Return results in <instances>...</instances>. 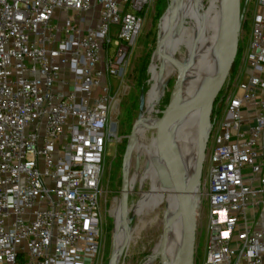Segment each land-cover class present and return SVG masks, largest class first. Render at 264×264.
Returning <instances> with one entry per match:
<instances>
[{"label":"built area","instance_id":"obj_1","mask_svg":"<svg viewBox=\"0 0 264 264\" xmlns=\"http://www.w3.org/2000/svg\"><path fill=\"white\" fill-rule=\"evenodd\" d=\"M153 1L0 0V264H102L106 146ZM250 1L197 193L203 264H264V0Z\"/></svg>","mask_w":264,"mask_h":264},{"label":"rangeland","instance_id":"obj_2","mask_svg":"<svg viewBox=\"0 0 264 264\" xmlns=\"http://www.w3.org/2000/svg\"><path fill=\"white\" fill-rule=\"evenodd\" d=\"M172 1L173 0H170L171 8H173ZM212 2L211 12L214 14L218 5V0L201 1L197 5L194 15L201 14L204 8L209 6ZM254 4L255 1L249 0L244 10L245 12L241 25L242 30L239 40V50L234 61L235 63L233 68L235 67V70L232 72V81L228 90L235 85V77L238 75L244 64L243 60L247 53L249 47L248 43L252 34L251 26L254 17ZM167 8L168 0L153 1L152 6L147 13L148 16L141 30L142 32L136 42V48L129 62L130 66L126 76L127 88L119 101L116 113L113 114V120L116 122L117 131L122 139L117 143H108L106 146V169L103 182L104 188H108L109 190L107 195L103 198L102 216L104 225L103 239L101 242L102 264H109L110 258L114 252L113 247L115 243V226L117 220L114 216L115 210L111 213L110 208L115 200L114 198L119 195V190L121 188V176L123 169L122 163L128 138L132 132L131 130L133 125L140 118V116H142V111L140 110L141 91L144 90L146 96V93L150 88L149 69L156 49L155 45L157 39L160 38V23L167 12L171 9ZM180 52H178V55L185 54L186 49L182 48ZM112 81L114 89H117L119 81L115 79H112ZM172 85L173 81H170L166 87L164 95L162 96L163 98L155 105L154 110H156L157 113L155 114L154 111H152L150 113L151 116H148V110H151L149 107L146 112V118L140 122L142 123V131L144 129L146 133V145L151 150L152 156L155 155V147L153 145L154 141L153 143L150 142V144L149 141L152 135H154L155 138L159 125V118L162 117L161 111L168 102V95ZM225 100L226 97L218 110L219 115L223 113L222 111L224 109ZM175 141L177 145V138ZM137 160H139V166L136 165ZM154 161L156 164L155 168L159 173L156 187L151 179L142 175L149 166V157L147 152L143 150L139 153L137 149L133 150L132 162H130V175H133L132 186L136 185V192L130 196V203L131 206H133L131 208V212L129 213L133 218V230L129 231L124 229L120 218V212L118 213V216H116L120 219V226L118 230L120 234L123 235V242L126 237L130 239L129 250L123 264H144V262L151 255H159L163 252L172 254L171 250L164 246V243L159 244V240L163 232L162 222L165 215L164 210L167 199L166 196L172 189L171 181L168 179V169H173V166L168 155L165 160L163 158L159 160L156 157ZM203 175H205V170H203ZM154 188L156 189L153 192ZM141 189L142 191H140ZM105 201L107 204H105ZM205 240L206 234L202 235L198 230L194 264H203L202 262L205 255ZM154 264H170V262L160 257V259H158Z\"/></svg>","mask_w":264,"mask_h":264},{"label":"bare ground","instance_id":"obj_3","mask_svg":"<svg viewBox=\"0 0 264 264\" xmlns=\"http://www.w3.org/2000/svg\"><path fill=\"white\" fill-rule=\"evenodd\" d=\"M201 1L203 0H173V8L162 19L159 27L161 48L159 52L154 54L151 61L149 69L150 88L145 96L146 103L140 120L142 122L146 118L149 107L151 110H148V116H151L152 111L157 113L154 107L163 98L170 79L177 71V67L169 60V57L178 59L182 64L181 66L186 70L181 103L193 104V107H190L176 123L170 143L171 149L167 155L171 159L173 169L176 168L179 171L185 182L190 181L196 166L199 142L204 133L200 126V119L204 107L212 98V96L207 95L208 89L213 83L212 75L220 66V60L224 62L230 60L231 42L234 34V30H230L223 37L219 49L216 44L221 0H218L214 14L211 12L213 1L204 8L201 14L194 15L197 5ZM182 48L186 49V53L178 55ZM201 100L203 102H200ZM140 122L134 127L135 134L131 147L137 149L139 153L143 150L147 152L149 166L142 175L151 179L156 187L159 174L154 163L156 155L152 156L151 150L146 145V133L144 129V132L142 131V123ZM176 138L178 140L177 145ZM153 141L154 135L151 136L149 144ZM171 190L166 196L162 229L168 227L169 235L163 243L166 248L171 250L172 254L163 252L159 255H151L144 264H154L160 257L168 260L170 264L179 263L185 231L183 230L176 197ZM118 213L119 209L116 208L114 215L118 216ZM116 220L113 256L115 262L119 260L123 243V235L118 230L120 219L116 217Z\"/></svg>","mask_w":264,"mask_h":264},{"label":"water","instance_id":"obj_4","mask_svg":"<svg viewBox=\"0 0 264 264\" xmlns=\"http://www.w3.org/2000/svg\"><path fill=\"white\" fill-rule=\"evenodd\" d=\"M249 0H221L220 4V20L218 25L217 44L219 49L223 37L230 31L234 30L233 39L231 42V58L228 62L220 60V66L212 75V85L209 87L207 95L212 96L210 102L204 107L202 111L200 126L204 133L199 142V149L197 153L196 166L193 175L189 182H185L179 171L175 169H168V179L171 181L172 192L177 201L178 211L181 214V221L183 230L185 231L183 250L179 256L178 264H194L196 253V239H197V213L196 201L197 193L201 184V176L204 170V161L206 158L207 143L212 132V127L218 117V110L220 109L224 98L227 96L228 88L232 81V72L234 61L239 50V40L241 35V25L244 17V10ZM171 8L170 0H168V8ZM155 52L160 51V38L157 39ZM169 60L177 67L176 73L173 75L171 81L173 85L169 91V99L164 109L161 111L162 117L159 118V125L157 133L154 138L155 155L161 160H165L171 147V139L174 133V128L178 120L185 114L193 104H182V93L185 86L186 70L181 66L180 61L174 57H169ZM206 95V96H207ZM200 102H203L201 100ZM146 103L144 90L140 94V110L142 111ZM141 117L135 122L132 127V132L126 144V150L123 157V169L121 176V188L119 190V204L118 209L122 226L125 230H133V218L130 213V198L129 193L132 191V176L130 175V160L132 158L133 148L131 143L135 134L134 127L140 122ZM137 160L136 165H138ZM139 166V165H138ZM159 244L163 243L168 235V227L162 229ZM157 244V243H156ZM130 245V239L126 237L122 244V251L119 260H113L114 252L110 258L109 264H123Z\"/></svg>","mask_w":264,"mask_h":264},{"label":"trees","instance_id":"obj_5","mask_svg":"<svg viewBox=\"0 0 264 264\" xmlns=\"http://www.w3.org/2000/svg\"><path fill=\"white\" fill-rule=\"evenodd\" d=\"M235 70V67L233 68V71ZM119 226H120V224H119Z\"/></svg>","mask_w":264,"mask_h":264}]
</instances>
